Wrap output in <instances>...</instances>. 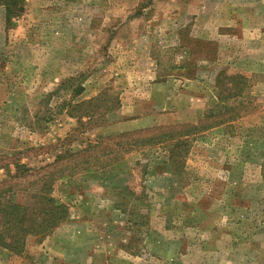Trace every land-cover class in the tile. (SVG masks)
I'll list each match as a JSON object with an SVG mask.
<instances>
[{"label":"rangeland","instance_id":"374dc122","mask_svg":"<svg viewBox=\"0 0 264 264\" xmlns=\"http://www.w3.org/2000/svg\"><path fill=\"white\" fill-rule=\"evenodd\" d=\"M45 183L67 221L1 262L264 264V0H0V189Z\"/></svg>","mask_w":264,"mask_h":264},{"label":"trees","instance_id":"16d2710c","mask_svg":"<svg viewBox=\"0 0 264 264\" xmlns=\"http://www.w3.org/2000/svg\"><path fill=\"white\" fill-rule=\"evenodd\" d=\"M5 15L6 24H8L11 17L21 15V9L15 3L12 6L7 5ZM221 80L228 81L231 88H223ZM246 85L247 80L243 75L219 73L215 79V87L219 91H228V94L224 97L218 96L221 102L240 97ZM82 92L83 88L79 85L74 96ZM103 93L95 98L74 104L70 107V111L78 114L76 116L70 115L77 118V120L86 118L88 121L94 119L97 115L104 116L108 110L113 108V104L114 108L117 106V101L116 98H111L113 103L106 101L108 98ZM99 110L101 112L96 113ZM102 111L103 114H101ZM229 120H233V117ZM102 121L101 119L100 122ZM32 190L31 201L26 205L15 200V194L12 193L14 191H10V188L0 189V248L16 256L23 253L26 237L42 238L68 219L67 205L51 197L49 184L45 183L43 186L33 187ZM8 194H11V196L7 197Z\"/></svg>","mask_w":264,"mask_h":264},{"label":"crops","instance_id":"0c3cea01","mask_svg":"<svg viewBox=\"0 0 264 264\" xmlns=\"http://www.w3.org/2000/svg\"><path fill=\"white\" fill-rule=\"evenodd\" d=\"M7 256H8V258H13L12 256H9V255H11L10 253H8V254H6ZM6 259V258H5ZM3 260V259H2ZM7 260V259H6ZM0 264H7V263H3V262H1L0 261ZM9 264H11V263H9Z\"/></svg>","mask_w":264,"mask_h":264}]
</instances>
